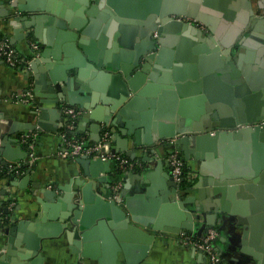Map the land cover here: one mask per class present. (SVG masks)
Here are the masks:
<instances>
[{
	"label": "water",
	"instance_id": "obj_1",
	"mask_svg": "<svg viewBox=\"0 0 264 264\" xmlns=\"http://www.w3.org/2000/svg\"><path fill=\"white\" fill-rule=\"evenodd\" d=\"M76 1L74 4V0H40L37 8L18 6L19 13L29 15L21 20L23 29L32 28L33 40L39 44L38 57L30 62V72L27 73L34 80L32 92L35 100L31 116L35 121L14 122L0 115V167L21 163L27 156L20 143L12 148V135L47 129L44 123L46 111L41 104L82 108L84 113L74 123L77 130L90 131L94 135L93 142L99 141V132L111 131L116 151L126 156L130 155L125 151L129 137L135 148L141 150L166 145V140L175 138L168 145L180 151L183 160L192 156L198 163L197 182L193 187L202 189L205 196L213 199L220 213L228 215L229 225L241 232L237 244L238 251L243 254L241 264H264V216L260 214L264 212L261 198L264 194V154L247 158L250 148L258 151V139L264 140V72L259 71L249 90L239 85L238 74L228 82L234 87L239 85L242 96L248 94L244 100L247 102L248 99L249 104L242 113L240 106L231 99V88L213 75L203 77V83L197 84L192 92L185 91L180 76L176 75L180 69L178 52L171 58V50L164 48L169 35H181L177 50L181 44L190 46L191 38L195 36L209 38L204 30H198L199 25L176 21L175 18L170 20L169 15L195 23L199 21L210 34V24L202 15L213 13L226 21H233L235 14L229 7L236 0H175L170 10L165 8V3L160 6L157 0ZM158 7L162 20L150 24L151 17L146 13L156 11ZM108 15L113 20L101 27ZM139 25L149 27L139 32ZM97 29H101L99 34L95 33ZM153 32L156 38H152ZM137 34L140 42L135 43ZM194 49L195 52L200 50L196 46ZM224 52L227 54L228 50ZM227 62L218 64L224 66ZM63 70L70 73L68 77L62 74ZM217 71V74L222 73ZM209 79L226 97L215 99L209 96L204 88V82ZM98 81L100 88L94 84ZM73 82L79 83L78 92L71 90ZM84 92L87 97L79 95ZM162 96L170 98L173 105L171 113L165 117L159 112L158 101ZM206 99L209 103L204 105ZM149 116L160 121L151 123L152 137L149 138L146 132L141 140L140 128L145 125V117ZM65 119L62 117V122L65 123ZM116 151L112 149V152ZM75 162L82 168L83 178L98 181L101 179L99 174L109 172L111 166L109 162L85 156L76 157ZM143 166L147 172L136 176L142 184L131 195L119 192L117 200H105L94 193V182L79 179L75 181V188L66 185L60 189L65 192L61 196L52 191L44 193L42 212L33 225L28 223L29 228L35 227L41 237H53L63 231L72 251L90 259L96 255L95 241L104 239L105 233L109 234L106 227L120 225L141 237L142 228L150 230L153 237L166 229L162 226L163 220L169 223L168 229L174 234L195 232L200 236L207 227L213 228L207 222V208L187 206L195 198L181 195L170 174L162 172V162L152 167L143 163ZM29 173L30 169L20 186L28 181ZM135 174L131 171L127 177ZM154 187L159 190L155 191ZM249 193L255 199L249 198ZM51 200H56L57 204L52 206ZM50 207L53 209L49 210ZM200 220L201 225L196 227L195 222ZM26 224L25 221L19 222L1 232L11 237L7 236L6 251L0 255V264L41 263V258L35 257L34 252L39 243L37 237L34 240L37 244L31 251L32 258L27 254L22 256L21 263L11 260L14 255L12 236L19 237L17 232H26Z\"/></svg>",
	"mask_w": 264,
	"mask_h": 264
},
{
	"label": "crops",
	"instance_id": "obj_2",
	"mask_svg": "<svg viewBox=\"0 0 264 264\" xmlns=\"http://www.w3.org/2000/svg\"><path fill=\"white\" fill-rule=\"evenodd\" d=\"M39 1L13 0L11 2V0H0V33L8 39L11 47L22 57L30 55L29 42L33 40V34L32 28L23 29L21 20L29 15L19 13L18 6L22 8H37ZM75 2L77 1L74 0V4ZM162 3H165V8L170 10L174 6L175 0H160V6ZM231 4L229 9L235 14L233 21H226L221 16L214 15L213 13L202 15L203 20L206 19L210 24L212 33L208 36L212 38L211 41H209L208 37L201 34V37L195 36L191 38L193 42L190 41V46H183L181 44L179 50H177V46L182 39L181 36H177L176 42H173V47L164 48L171 50V58L178 52L180 69L176 72V75L180 76V83L183 84L185 91L188 93L192 92L198 87L197 84L203 83V77L207 78L210 77L209 75H213L214 78L231 88V99L235 100L234 102L237 103V106H240V111L243 113V110H247L249 101L248 99L247 102L244 100L248 94L242 96L239 85H244L249 90V86L253 85L254 81L258 78L259 71L264 72V0H236ZM197 23L201 25L198 30L204 29V24L199 21ZM137 28L138 30L140 29L139 27ZM169 36L168 39L175 37L174 35ZM134 38L135 43L140 42L138 34ZM195 46L200 50L195 52ZM212 49H216V51ZM227 50L228 53L226 54L224 51ZM225 60L228 61L227 65L221 66V64H218L223 63ZM217 70H221L222 73L217 74L219 72ZM64 73L65 70L62 71V74L64 76L66 74L67 77L70 74L67 71ZM236 74L239 75L240 84L234 87L228 82ZM33 82L32 75L27 74L21 68L11 69L0 63V115L5 120L23 123L35 121V118L31 116V105L15 103L11 100L13 95L21 94L29 88L31 89ZM94 84L95 87H101L99 81ZM204 88L209 92L211 98L222 99L226 97L216 87L215 82L210 79L204 82ZM233 88H236L235 92ZM79 89V83L73 82L71 90L78 92ZM79 95L88 96L85 92ZM208 103V99L204 100V105ZM218 103L223 104L222 101ZM158 104L161 116L165 117V115L171 113L173 105L170 98L162 96ZM41 105L46 111L44 123L47 129L34 130L37 133L34 159L28 156L20 139H15L17 136L20 137L19 135L22 132L12 135L13 141L10 143L12 148L20 143L23 151L27 153L25 160L21 162L23 167H25L23 170L24 174L20 178H14L9 182H0V205L8 199L10 200L6 206H3V213L8 219H12V222L7 225L5 224V228H9V225L13 226L19 222H27L24 226L26 232H17L20 235L19 237L12 236L14 239V255L11 260L13 262L21 263L22 256L27 254L29 258L33 257L31 256V251H33L34 245L36 246L37 244L34 241L37 237L39 243L34 252H36L35 257L41 258L40 264H208V260L203 253L196 249L182 246L177 238V233L174 234L173 231L168 229L170 225L164 220L162 226L166 229L159 231L154 237L150 230L143 228L141 229L143 232L141 237L131 234L128 228L120 225L114 228L106 227L109 234L106 235L105 233L104 239L95 241L97 243L94 248L96 255L92 259L82 258L78 253L72 251L71 244L63 231L53 237H41L36 233L35 227L29 228V224L33 225L42 212L41 202L45 198L44 193L52 191L56 196H61L65 192L60 189H63L66 185H71L72 189L75 188V181L79 179L88 183L90 181L94 182V193L102 196L105 200H115L113 199L112 186L116 183L120 185L119 192H127L126 195H131V192H134L136 187L142 184L136 176L147 172L143 163H145V166L147 164L152 167L155 163L162 162V172L170 174L167 156L169 153L177 151L172 149L168 144L155 145L151 149L146 147V150L149 149V154H146L141 149H136L133 139L129 137L125 149L126 152H130L129 156L116 151L117 145L114 142L112 143V149L116 153L128 158L130 162H133L136 165L134 169L127 170L116 176L114 163H111L109 172L99 174V178H101L99 181L92 178H83L82 168L75 162V159L59 158L56 154L62 148V140L58 134L63 128L60 125L64 122H62L63 115L60 109L50 104ZM75 108L82 110L80 107ZM144 121L146 126L144 125L143 128H140L141 140L145 138L144 134L146 132H148L149 138L152 137L151 123L160 120H153L152 116H149V118L145 117ZM101 134L102 132H99V137ZM72 135L74 137L84 136L90 142H93L92 136L94 135H91V132L88 130L79 132L75 126ZM258 144L260 147L257 146V154L250 148L247 158L264 154V148L262 147L264 146V140L260 141L258 139ZM177 152L183 159L181 152ZM145 158H148V160L145 161ZM183 162L184 167L188 171L189 178L194 181L191 188L181 192V195L184 197L192 196L195 198V201L189 202L187 206L189 208H207V222L212 224L213 228L217 231L214 246L221 259V264H241L243 254L238 251L237 247L241 232L229 225L230 222L227 220L228 215L220 213L213 199L205 196L202 189L193 187L197 182L198 163L193 160L192 156L188 160H183ZM28 169H30L29 179L20 186ZM131 171H135L136 174L129 178L127 177V173ZM160 176L161 174L158 175V178ZM103 177H105V181H102ZM157 181L155 180V182ZM154 190L158 191L159 189L154 187ZM248 195H250L249 198L255 199L254 195L250 193ZM262 197L264 201V194ZM50 204L55 206L57 202L56 200H51ZM9 205H12L10 209L7 208ZM50 209L52 210L53 207H50ZM260 214L264 216L263 211ZM1 217L3 218V216ZM163 218L166 220L165 215ZM195 224L196 227H199L201 220L195 222ZM7 236L11 237L10 235L0 233V248L6 244ZM26 261L30 263L29 260Z\"/></svg>",
	"mask_w": 264,
	"mask_h": 264
},
{
	"label": "built area",
	"instance_id": "obj_3",
	"mask_svg": "<svg viewBox=\"0 0 264 264\" xmlns=\"http://www.w3.org/2000/svg\"><path fill=\"white\" fill-rule=\"evenodd\" d=\"M13 0H11L12 2ZM190 22V20H187ZM30 55L28 57H22L19 55L17 51H15L9 41L4 36H0V63L6 65L11 69L21 68V70L26 71V73L30 72V62L38 57L37 52L39 51V44L32 40L29 42ZM15 103H26L33 106L34 103V95L32 92V88L26 90L21 94H16L11 97ZM60 112L64 118H67L65 123L63 124V128L59 132V137L62 140V148L57 151V156L59 158H71L75 159L76 157L85 156L89 159L95 160L100 159L104 162L117 164L118 168L125 172L127 170H132L136 167L133 162H130L128 158L112 152V135L111 131L104 130L100 136L98 142H90L84 136L74 137L72 135L75 129V121L79 118L84 112L81 109L75 107H68L65 105L59 106ZM37 133L34 131H23L20 134V142L25 147L28 156L31 159H34V148L36 142ZM175 138L168 139L166 143H173ZM147 150L144 148L142 152H146ZM167 163L170 169V176L172 181L177 185V190L182 192L184 190L180 189V184L183 180V166L184 162L182 157L177 151H173L167 156ZM6 167L9 173H12L14 178H20L23 176L24 171L22 169L21 163H8L6 166H2L1 168ZM187 178V177H186ZM112 191L114 193L115 200L119 199V191L120 185L118 183L112 186ZM12 206V205H11ZM11 206H7V208H11ZM1 207V205H0ZM12 222V220L8 219V217L0 216V233L5 229V224ZM12 225H9V228ZM177 238L179 243L182 246L190 247L196 249L197 251L203 253L206 258L208 264H221V259L215 250V240L217 238V231L212 227H207L200 236H197L195 232L187 233L180 232L177 234ZM5 247L0 248V255L5 253Z\"/></svg>",
	"mask_w": 264,
	"mask_h": 264
},
{
	"label": "trees",
	"instance_id": "obj_4",
	"mask_svg": "<svg viewBox=\"0 0 264 264\" xmlns=\"http://www.w3.org/2000/svg\"><path fill=\"white\" fill-rule=\"evenodd\" d=\"M0 36H1V33H0ZM16 69H18V68H16ZM113 166H114L115 173H116L115 175H116V176H117V175L119 176V174L122 173V170H120V169L118 168L117 164H113ZM22 169H23V170L25 169V167H23V165H22ZM186 177H187V178H186ZM12 179H14L13 174H12V173H9V172L7 171V168H6V167L1 168V170H0V182H1V181H7V182H9V181L12 180ZM193 183H194V181H193L192 179L189 178L188 171H187L186 168L183 166V180H182V182H181V184H180V189H181V190H187V189H189V188L192 187ZM9 201H10V200L8 199L7 201H4V202L1 204V207H0V216L7 217V216H5V214L3 213V209H4L3 206H6V205L9 203ZM214 229H215V228H214Z\"/></svg>",
	"mask_w": 264,
	"mask_h": 264
},
{
	"label": "flooded vegetation",
	"instance_id": "obj_5",
	"mask_svg": "<svg viewBox=\"0 0 264 264\" xmlns=\"http://www.w3.org/2000/svg\"><path fill=\"white\" fill-rule=\"evenodd\" d=\"M158 2H159V4H160V0H157ZM160 7V6H159ZM158 7V9H156V11H151V12H147L146 13V16L147 17H151V21H150V24H154V23H156L157 22V20H162V18L161 17H159V13H160V8ZM111 12H112V14H113V11L111 10ZM169 17H170V20H172V19H174L175 18V20L176 21H181V22H187V19L186 20H181L180 18L178 19L176 16H172V15H169ZM105 22H103L102 24H101V27L102 26H105V24H106V22L108 21V20H113V17L112 16H106L105 17ZM142 21V20H141ZM187 23H191V24H194V25H199V28H200V24H198V23H195V21H193V20H190V22H187ZM138 27V26H137ZM149 27V26H148ZM148 27H146V26H140L139 25V28L141 29V30H146V28H148ZM140 29H139V32H140ZM201 30H204L205 31V33H207L208 35H209V33L207 32V30H206V28L204 27V29H201ZM101 32V29H97V32H95V33H97V34H99ZM94 33V34H95ZM149 33H151V32H149ZM207 35V36H208ZM175 37H179V36H181L180 34H178V35H174ZM152 38H156V33L155 32H153V35H152ZM174 37H172V38H170V39H168V40H166L167 42H165L167 45L165 46V47H173V42H176V38L175 39H173ZM147 39V38H146ZM148 40V39H147Z\"/></svg>",
	"mask_w": 264,
	"mask_h": 264
}]
</instances>
